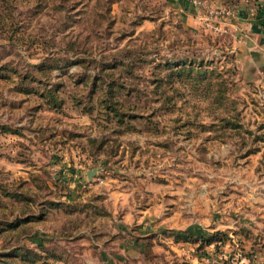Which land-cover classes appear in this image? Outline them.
Instances as JSON below:
<instances>
[{
  "label": "rangeland",
  "instance_id": "374dc122",
  "mask_svg": "<svg viewBox=\"0 0 264 264\" xmlns=\"http://www.w3.org/2000/svg\"><path fill=\"white\" fill-rule=\"evenodd\" d=\"M6 4L12 14L0 19V254L18 246L29 257L0 264H164L159 247L147 254V243L134 240L123 251L113 241L147 234L148 215L176 205L175 185L184 215L219 216L226 206L228 217L242 218V168L264 142V90L237 79L231 55L211 31L183 26L161 0ZM70 4L74 17L65 15ZM182 53L201 58L200 70L217 72L200 86L224 80V103L214 114L197 83L168 75L165 56ZM94 72L96 85L89 87ZM109 82L120 123L97 103ZM48 88L58 105L42 97ZM87 170L95 171L90 179ZM205 181L213 186L207 193L206 185L199 190ZM224 235L217 245L202 242L191 251L197 263L185 257L182 264H201L207 248L226 252L225 264H259L258 234L247 242Z\"/></svg>",
  "mask_w": 264,
  "mask_h": 264
},
{
  "label": "crops",
  "instance_id": "0c3cea01",
  "mask_svg": "<svg viewBox=\"0 0 264 264\" xmlns=\"http://www.w3.org/2000/svg\"><path fill=\"white\" fill-rule=\"evenodd\" d=\"M161 1L173 7L183 26L190 28L194 32L200 30L209 31L203 25L204 9L201 7H192L186 0ZM202 1L208 3V0ZM225 5L234 8L235 16L223 19V21L221 19L218 20L219 31L213 33V35L217 37V42L224 44V48L231 55L237 79L243 84H253L257 88L264 90V0H228ZM263 151L264 142L255 153L246 156L253 163L245 164L242 168L243 172H245V189L247 190L244 198L246 200V209L242 211L244 214L242 218L238 219L236 217L234 220L228 217L225 214L226 206L221 208L219 216L212 217L210 213H196L194 212L195 210H192V215H184L181 208H176L181 196L176 187L177 185H175V191L173 192L177 193L174 196V203L176 205L166 212H160L159 216L157 214L155 216L149 214V219H147V234L141 230L144 228L140 226L139 231H143L144 233L131 234L128 239H120V235H117L116 240L121 241H113V243L121 250L125 248L128 251L134 244L136 245V242L132 244L134 240L137 242L143 241L142 243H147V254L153 253L155 255L159 247L158 253L159 255L161 252L163 253L164 264H175V260H169L170 257L176 258L179 261L176 264H182L181 261L185 257L191 258L189 261H193L194 263L198 262L197 257L191 251L199 246V239L207 238L213 231L227 233L234 239L244 242H247L255 234H258V237L260 236L259 239L261 238L262 240L260 247L257 249L258 261L259 264H264V156H261ZM198 175L200 174L198 173ZM199 178V176L192 177V179L196 180H199ZM194 181L193 183H195ZM211 185L209 181H205L199 185V190L203 187L205 188L204 192L206 191L207 193V190L213 189ZM183 196L181 197L182 199H184ZM201 198H205V195H202ZM191 200L193 204L197 203L195 199ZM228 200L227 198L220 199L221 204H226ZM139 217L142 219V216ZM242 219H244L243 224L246 226H241L245 228H241L237 224ZM143 225L145 226L146 222H143ZM158 227L163 231L156 232L155 229H158ZM254 231H258V233ZM132 235L136 237H132ZM132 238L134 239L132 240ZM157 241H159V244ZM250 247L253 246H249L248 248ZM210 250L211 248H207L202 252L203 256L205 257V253ZM201 259L204 260L203 257ZM149 260H147V264H151ZM151 262L153 264V261ZM201 264L209 263L205 260Z\"/></svg>",
  "mask_w": 264,
  "mask_h": 264
},
{
  "label": "trees",
  "instance_id": "16d2710c",
  "mask_svg": "<svg viewBox=\"0 0 264 264\" xmlns=\"http://www.w3.org/2000/svg\"><path fill=\"white\" fill-rule=\"evenodd\" d=\"M69 1L71 2L72 0H69ZM7 2H8V0H3V3H0L1 4L0 5V19H2L3 17H8L9 14H12L11 11H9L11 9V6H10V4H6ZM72 3H75V1ZM111 3L112 2L110 1V3L108 4V8L110 7ZM68 7L69 8H67L66 12H65L66 17H68L69 15L71 17H74L75 15L73 13H70L71 9L73 7V4L72 5L70 4ZM59 9H63V8L59 7ZM101 20L103 21V18H101ZM102 21H98V22H100V24L102 25ZM71 45H73V43H71ZM224 57L225 56H223V58ZM225 58H228V57L226 56ZM196 59L197 58H195V56L189 57V55L182 53V54H177L175 56V58H172V57L167 58L165 56L162 63L166 68L171 69L170 72H168L169 76L175 75L179 78L185 77L186 79H190V80L194 81V83H197L198 84L197 87L202 89L203 94L199 93V92H197V93L202 94L203 98L206 100V102L203 105L206 106V109L211 114H214L215 109L220 107L224 103V99H225L224 98V91H223V88L221 87V82L223 84L224 80L221 77L219 78L218 81L213 80V82H211V80H206V83L202 84L203 86H200L199 84L202 83V80L205 81V75L206 74H213V76L215 78H218V74H217V72L213 71L212 69H209L208 71L207 70H200V67H201L200 65H202L203 63L201 62V58H198V60H196ZM72 62L76 63V62H80V60H72ZM126 64H128V63H126ZM40 65L41 64H36V67H39ZM111 66H113V64H110V67ZM55 68H59V67L56 65ZM102 71H104V70H102ZM89 76L91 77V80L88 82L89 87H93L96 85L95 84L96 83V77H95L96 72H94V74L89 75ZM219 84H220V86H219ZM113 85H114L113 82H109L106 84L105 88L102 91L103 95H101V97L97 100V103L106 112L111 113V115L115 118L117 123H120L122 121L123 114L116 107V104H118L117 100L113 99L114 89H115L113 87ZM214 85H215V87H214ZM45 91H46V96H44L42 94V97L46 98L47 103H51L53 106L58 105L60 103V101L56 100L57 98H56L53 90L48 88ZM191 91L194 92L195 90L191 89ZM175 92H176V89H175ZM210 109H212V110H210ZM219 121H221L222 123L224 121L225 125L230 124L231 128L237 127L235 123L232 124L231 122H229L228 120H226L223 117H220ZM39 217H40V214L38 216H33L31 219H29V217H25L22 219L14 218L13 220L6 222L7 223L6 227L8 229H15L19 225L26 223L32 219H37ZM224 239H225V235L223 232L213 231V232H211V234L208 236L207 239H205V238L199 239V241H200L199 243L202 244V242H203V244H205V245H209L211 243H214L215 245H217V243L223 242ZM17 247L18 246H14L11 249L12 251L5 252V254H0V261L4 262L9 258H17V257H19L21 259L22 258L28 259L29 255L26 253L25 254L22 253V250H20V248H17ZM28 253L34 254V255L37 254V253L31 252V251ZM22 255H25V256H22Z\"/></svg>",
  "mask_w": 264,
  "mask_h": 264
},
{
  "label": "built area",
  "instance_id": "2783aa9c",
  "mask_svg": "<svg viewBox=\"0 0 264 264\" xmlns=\"http://www.w3.org/2000/svg\"><path fill=\"white\" fill-rule=\"evenodd\" d=\"M186 1L192 7H201L202 9H204L203 25L212 33H217L219 31L218 20L221 19L223 21V19H229L235 16L234 8L225 5L228 0H208V3H204L202 0ZM205 255V260L209 264H225L224 262L220 261V259L222 258L223 260L226 259V252H224L223 250H221L218 254H215L211 249L209 252H206Z\"/></svg>",
  "mask_w": 264,
  "mask_h": 264
},
{
  "label": "water",
  "instance_id": "95a60500",
  "mask_svg": "<svg viewBox=\"0 0 264 264\" xmlns=\"http://www.w3.org/2000/svg\"><path fill=\"white\" fill-rule=\"evenodd\" d=\"M94 173H95V171H93V170H87L86 173H85L86 178L90 179L91 175H93Z\"/></svg>",
  "mask_w": 264,
  "mask_h": 264
}]
</instances>
